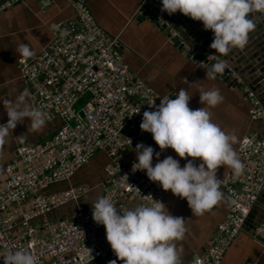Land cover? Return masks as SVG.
I'll return each mask as SVG.
<instances>
[{
	"label": "built area",
	"instance_id": "1",
	"mask_svg": "<svg viewBox=\"0 0 264 264\" xmlns=\"http://www.w3.org/2000/svg\"><path fill=\"white\" fill-rule=\"evenodd\" d=\"M70 1L75 19L57 29L54 40L32 61L22 62L23 76L33 89L34 107L47 114V121L64 124L56 141L61 155L32 154L30 150L29 157H24L25 152L21 151L23 156L16 155L6 167L8 180L18 179L5 186L7 180L0 187V236L7 231L0 237V244L5 242L0 245V264H4L3 256L16 250L31 251L36 264H95L111 258L110 244H101L92 252L85 243L90 235L88 225L95 229L96 236L106 237L105 227L94 219L90 221L92 209L82 204L93 188L71 186L62 194L42 195L43 189L70 183L84 162H89L92 144L108 150L114 161L112 165L124 169L123 172L105 170L103 196H107L118 211L135 208L132 207L133 197L140 200L141 205L147 203L146 197L152 192L165 198L164 189L158 182L149 180L146 170L142 173L133 171L132 167L138 162L134 145L143 143L142 140L147 146L156 145L152 134L139 129L136 121L140 122L143 112L151 110L152 104L156 106L159 101L151 89L129 71L121 56L120 39L112 38L101 29L86 0ZM141 3L142 7L158 14L165 12L161 11V0H141ZM88 92L94 98L86 107V120H82L73 107L78 96ZM134 97H140L138 105L133 102ZM246 99L251 105L252 120L262 125V132L243 138L238 149L243 170L239 175L230 172L222 182L230 199L229 212L207 251L189 264H223L248 218L255 210L257 212V202L264 190V114H261L264 108L252 93ZM142 105L145 106L143 111L136 114ZM129 121L126 130L118 127ZM133 132L138 135L133 139L134 145L128 142ZM83 141L84 151L90 149L86 156L81 155ZM126 147L132 148L134 158L124 151ZM116 158L120 165L116 164ZM39 184L42 185L37 188ZM12 199L14 206L10 205ZM18 199L21 202H17ZM73 205L75 208L67 217L51 224L44 222L49 214ZM16 206L22 210L18 212ZM39 219L43 223L35 224ZM256 236L264 239V227L257 229Z\"/></svg>",
	"mask_w": 264,
	"mask_h": 264
},
{
	"label": "clouds",
	"instance_id": "2",
	"mask_svg": "<svg viewBox=\"0 0 264 264\" xmlns=\"http://www.w3.org/2000/svg\"><path fill=\"white\" fill-rule=\"evenodd\" d=\"M161 3V11L170 15L179 11L202 21L205 30L213 32L210 47L218 54L243 47L255 27L253 13L264 12V0H161ZM15 51L21 59L36 54L30 41L20 42ZM226 66L224 60L212 63L206 69V80L215 79ZM191 84L196 85L202 107L191 109V95L187 89L181 88L174 98L164 96L154 111H144L140 124L141 130L152 134L161 151L174 149L187 162L182 167L180 161L171 155L160 160V152L140 143L135 149L138 162L132 167L133 171L146 170L149 180L186 199L192 215L202 216L224 197L220 190L222 179L218 178L217 170L225 166L226 172L239 175L243 163L235 147L238 136L235 132L224 131L212 120L211 109L224 99L219 88H206L197 82ZM0 103L8 117L6 123H0V145L7 142L11 130L25 118H29L30 133L42 131L47 123V114L33 107L27 88L14 100L0 97ZM154 153L158 162L153 166ZM189 157L192 159H187ZM71 182L69 188L74 186ZM154 201L120 211L107 196H99L92 202L93 219L105 227L106 239L123 264H182V250L176 242L185 236V219L170 214L163 202ZM37 221L43 223L42 219ZM2 258L4 264H36L31 251L16 250ZM109 264H117V260H111Z\"/></svg>",
	"mask_w": 264,
	"mask_h": 264
},
{
	"label": "crops",
	"instance_id": "3",
	"mask_svg": "<svg viewBox=\"0 0 264 264\" xmlns=\"http://www.w3.org/2000/svg\"><path fill=\"white\" fill-rule=\"evenodd\" d=\"M86 2L98 24L111 37L120 38V50L131 70L159 96L163 98L168 95L174 98L181 88L187 89L191 95L189 107L197 109L203 105L200 103L196 85L191 83L197 82L206 88L217 87L224 99L211 109L212 120L224 131L235 132L238 136L235 145L237 151L247 134H261L262 125L252 120L251 105L246 99L249 90L245 86L238 88L228 85L217 76L213 80H206L208 66L204 60L194 59L196 55L192 52H182L150 18L140 15L141 0H86ZM75 15L70 0H24L0 12V97L14 100L19 92L26 88L18 70L20 56L15 51L17 44L30 41L36 48V54L30 57L34 58L54 40V29L72 21ZM3 84L7 86L3 87ZM7 120L4 106L0 103V123H6ZM29 123V118L18 123L16 128L11 130L7 142L0 145V184L5 180V169L16 157L19 146L42 143L53 137L61 126L60 121L47 122L42 131L30 133ZM155 152L161 153L160 160L169 155L173 156L180 161L182 167L187 162L171 148L161 151L158 147ZM157 162L154 153L153 166ZM196 162H200L198 158ZM107 163V158L99 155L89 165L79 170L72 180L71 185L93 188L92 195L82 203L89 209L93 208L92 202L97 197L103 196L101 185L106 178L104 167ZM226 171L225 166L217 170L218 178L222 179V182L230 173ZM69 186V183L61 184L53 189L65 191ZM220 190L224 194L223 199L202 216H193L186 199L174 195L171 190H165L164 204L168 212L185 219V236L176 242L177 247L182 250V264H189L206 252L219 225L225 220L230 209V199L222 188V183ZM260 200L255 220L245 226L244 231L229 248L223 264H264V239L256 236V230L264 227V192ZM136 205V202H132V207ZM74 208L75 205L66 208L67 210L65 208L57 210L51 213L48 219L67 217ZM111 260L123 264L114 252L108 262L95 264H109Z\"/></svg>",
	"mask_w": 264,
	"mask_h": 264
},
{
	"label": "bare ground",
	"instance_id": "4",
	"mask_svg": "<svg viewBox=\"0 0 264 264\" xmlns=\"http://www.w3.org/2000/svg\"><path fill=\"white\" fill-rule=\"evenodd\" d=\"M24 0L20 1V2H16V3H13L14 0H8L6 1L5 3H3L1 6H0V12H4V10L10 8L12 5L14 4H17V3H21L23 2ZM8 4H11V5H8ZM3 10V11H1ZM139 14L142 15V16H145V18H150L160 29L163 28V26L166 24L168 25L167 22H165L163 16H165L167 14V12L165 11L164 13H156L155 11H152L151 9L149 10L148 8H144L141 6V9L139 11ZM264 14V12H263ZM161 20L160 24L158 25L155 20L156 19H159ZM203 24V23H202ZM100 26V25H99ZM101 27V26H100ZM59 29V28H55L54 29V36L56 34V30ZM101 29H103L101 27ZM104 30V29H103ZM162 31V30H161ZM168 33L172 34V38H169L165 32H163L167 37L168 39H170L171 41H173V43L175 45H177L180 50L182 52H192L194 53L196 56L194 57V59H198V60H204V63L206 66H210L209 62L211 63H214L216 62L217 60H221L219 59L216 55H209V54H203V53H200V52H197L196 50L192 49L189 47L188 44H186L184 41H180L179 44L176 43L174 41V38L177 36L173 31H168ZM257 35H252V37H248L247 38V42L245 43V45L243 47H236V48H233L231 49L228 53L226 54H221L223 60H232V59H237V58H240L241 60H245L244 62L248 63V61L250 60L251 57H253L254 55L251 53V50L247 51V49H249L250 47H253L255 46V43L257 41V38L255 37ZM81 38H84L83 36ZM104 47H107V46H104ZM120 49H121V46H120ZM69 51V50H68ZM216 51V50H215ZM250 54V55H249ZM122 58H123V61L124 63L127 65L129 71L136 77V79H138L139 81L143 82L138 76L137 74H135L130 66L128 65V63L126 62L125 58L123 55H121ZM35 58V57H34ZM34 58H23V59H19L18 60V70L20 72V75H21V78L23 80V82L25 83V86L26 88L30 91V100H31V104L33 105L34 107V102H35V98L33 97V89H32V86L30 85V83L24 78L23 76V73H22V62L23 61H26V62H29V61H32ZM249 59V60H248ZM248 60V61H247ZM245 63H241V65L244 67L245 66ZM227 64V63H226ZM228 67V66H226ZM217 76V75H216ZM218 77V76H217ZM220 78V77H219ZM237 80V79H236ZM145 84V86L149 89H151V91L155 94V96L157 97L158 99V103L156 106H158L161 102V99L162 97L159 96L155 90H153L149 85H147L145 82H143ZM226 83L228 85H231V86H235L234 83H231V81H226ZM238 83L242 84L241 83V80L238 79ZM247 88V87H245ZM143 89H145L143 87ZM248 89V88H247ZM249 90V89H248ZM249 93H252L254 95V98L260 103V105L263 107V104H262V101L258 98L257 94L255 92H252L251 90L247 91L246 93V98L249 97ZM144 96H146L144 94ZM93 94H91V92H88V93H85V94H82V95H79L78 96V100L76 101L73 109L74 111L76 112V114L82 119V120H86V114H85V111H86V107L87 105L92 102L93 100ZM133 102L135 103V105H138L140 102H141V99L140 97H134L132 98ZM134 107V106H133ZM144 105L140 106L139 107V111H135L136 114H140L143 109H144ZM264 108V107H263ZM155 110V105L152 104V109L151 110H146V111H154ZM144 113V112H143ZM261 114H264L263 112H261ZM142 119H143V114L141 115V120L140 122L139 121H136V123L138 124V128L140 129V124L142 122ZM49 123H54L55 121H47ZM130 123L131 121L127 122L124 126H118V127H121L123 129H127L129 126H130ZM60 128L58 129L57 133L51 137L50 139L42 142V143H29V144H25V145H22V146H19L16 150V155H19V156H23L21 151H24L25 152V155L24 157H29V151L31 150V153L32 154H37V153H52L54 155H61L59 154L61 152V148L59 145H57L56 141H57V138H58V135L60 134V132L62 131V129L64 128V124L62 122H60ZM136 137H138L137 134H135L134 132L132 133V138L128 140L129 143H131L132 145L133 144V139H135ZM143 144L147 146V144L142 140ZM84 144H85V141H83L82 143V152H81V155H89V152H90V149L93 150V153L92 155L88 158L89 162H91L93 159H95L96 157H98L99 155H104L107 160H108V163L107 164H112L114 161H113V158L111 157L110 153L108 150L106 149H98L97 147H95L93 144H92V147L89 149V152H85L84 151ZM124 145H127V144H124ZM136 147V145H134ZM159 145H155L153 148L154 150H156V148H158ZM60 150V151H59ZM126 153L130 154L133 152L132 148L130 147H126L125 150H124ZM14 161V160H13ZM12 161V162H13ZM116 161H117V165H120L121 163L118 162L119 160L116 158ZM105 171V170H104ZM41 181H43V176L41 178ZM105 181L102 183L104 184ZM43 184V183H42ZM42 184H39L37 188H39ZM51 190V191H50ZM50 191V192H49ZM43 193H46L48 195L50 194H62L64 191H55V189L51 188V187H48L46 189H43L42 190ZM64 209V208H63Z\"/></svg>",
	"mask_w": 264,
	"mask_h": 264
},
{
	"label": "water",
	"instance_id": "5",
	"mask_svg": "<svg viewBox=\"0 0 264 264\" xmlns=\"http://www.w3.org/2000/svg\"><path fill=\"white\" fill-rule=\"evenodd\" d=\"M6 1L8 0H0V6ZM249 15H251V13ZM253 16L255 18V27L249 33L248 37L250 38L252 35H257L255 36L257 41L255 46L250 47L247 51L251 50L254 56L251 57L250 60L248 59L249 61L247 60L248 63H245V60H241L240 58L232 59L231 61L224 60L228 67H226L222 73H217L216 75L222 80L231 81V83H234L235 87L241 88L245 86L252 92H255L262 101L264 107V14L263 12H257L253 13ZM163 18L168 25L165 24L163 28H161L162 32H165L169 38H172V34L168 33L167 30L173 31L177 35L174 38L176 43L179 44L180 41H184L190 48L197 52L216 55L219 59L223 60L221 54H218L215 49L210 47L213 41V32L211 30H205L202 21L194 20L179 11L171 15L167 13ZM155 22L159 25L161 22L160 18L156 19ZM241 63H245V66L243 67ZM209 64L211 65L212 63L209 62ZM238 79L241 80L242 84L238 83ZM260 198L257 202V206L259 207L261 203ZM60 210L62 209L58 211ZM256 215L257 212L255 210L248 218L246 225L252 224ZM49 216L50 214L46 219H48Z\"/></svg>",
	"mask_w": 264,
	"mask_h": 264
},
{
	"label": "rangeland",
	"instance_id": "6",
	"mask_svg": "<svg viewBox=\"0 0 264 264\" xmlns=\"http://www.w3.org/2000/svg\"><path fill=\"white\" fill-rule=\"evenodd\" d=\"M88 5V4H87ZM98 23V22H97ZM120 39V38H119ZM243 140V139H242ZM242 142V141H241ZM241 144V143H240ZM240 147V146H239ZM81 162H83V161H81ZM84 164L85 165H82L80 168V170H82L83 168H85L87 165H89L90 164V162H88V161H85L84 162ZM106 169H108V170H110V171H116V172H118V171H124V169H117V167L115 166V165H112V164H106L105 165V167H104V170H106ZM139 171H141L142 173H144L143 172V170H139ZM227 178H228V176L226 177V180H227ZM14 179H18L17 177L16 178H13V177H11L9 180H8V178H7V175H6V173H5V180L0 184V187L1 186H3L5 183H6V181H7V183L5 184V186L7 185V184H9V183H11V182H13V180ZM223 182H225V180L223 181ZM11 186H15V184H12ZM85 186V185H84ZM85 187H88V186H85ZM51 191V190H50ZM49 191V192H50ZM151 192V191H150ZM263 192H264V190H263ZM262 192V193H263ZM90 194V193H89ZM42 195H46V193H42ZM90 195H92V193L90 194ZM88 197H89V195H88ZM136 197H133V202H136V204H138L139 205V203H140V205H141V201L140 200H137V199H135ZM154 200H158V201H161V202H163V203H165V198L163 197L162 199H161V196L160 195H158V194H156V193H150V195H148V197H146V204H151V203H154L155 201ZM17 202H21V199H18L17 200ZM14 204V199H12L11 200V203H10V205H13ZM14 206V205H13ZM16 210L19 212V211H21L22 210V208H19V207H17L16 206ZM61 219V218H60ZM60 219H57V220H49V219H46L44 222L46 223V224H51V223H55L56 221H58V220H60ZM90 221L91 222H93V218H91L90 219ZM88 227H89V233H90V235L88 236L87 235V239H86V245L88 246V248L90 249V250H92V252H96V249H97V247L99 246V245H101V244H104V243H108L109 244V242L107 241V239H106V237L105 236H102V235H99V236H96L95 234L97 233L96 231H95V229L91 226V225H88ZM257 231V230H256ZM7 234V231H5L4 230V232H3V234H1V238L3 237V236H5ZM78 243L80 244L81 242L80 241H78ZM5 244V242H2L0 245H4ZM111 247V246H110ZM2 249V248H1ZM3 250V249H2ZM207 251V250H206ZM197 258V257H196ZM195 258V259H196ZM195 259H193V260H195ZM198 259V258H197ZM192 260V261H193ZM109 260H107V262H108ZM191 261V262H192ZM190 262V263H191Z\"/></svg>",
	"mask_w": 264,
	"mask_h": 264
},
{
	"label": "trees",
	"instance_id": "7",
	"mask_svg": "<svg viewBox=\"0 0 264 264\" xmlns=\"http://www.w3.org/2000/svg\"><path fill=\"white\" fill-rule=\"evenodd\" d=\"M131 154H132V153H131ZM131 154H130V155H131ZM133 158H134V155H133ZM105 175H106V173H105ZM105 179H106V178H105ZM72 180H73V179H72ZM72 180H71V181H72ZM88 187H89V186H88ZM89 188H90V187H89ZM101 188H102L103 195H104L103 184L101 185ZM66 190H67V189H66ZM90 194H91V193H90ZM164 195L166 196V191H165V190H164ZM84 202H85V201H84ZM82 203H83V202H82ZM86 208H87V207H86ZM88 209H89V208H88ZM72 212H73V211H72ZM38 223H39V221H36V222H35V224H38Z\"/></svg>",
	"mask_w": 264,
	"mask_h": 264
}]
</instances>
